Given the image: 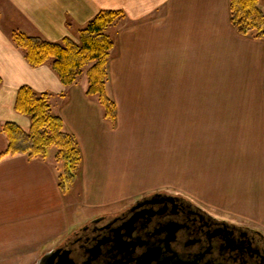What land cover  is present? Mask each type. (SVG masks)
<instances>
[{"label": "crops", "instance_id": "crops-1", "mask_svg": "<svg viewBox=\"0 0 264 264\" xmlns=\"http://www.w3.org/2000/svg\"><path fill=\"white\" fill-rule=\"evenodd\" d=\"M0 2V247H7L12 238L16 247L44 248L69 233L68 208L73 209L74 217L78 212L85 213L82 204L76 209V201L66 202V192L59 186L63 165L50 161V153L36 159L27 155L1 157L8 146L4 123L15 122L25 130L31 125L29 117L14 109L18 89L28 85L51 95L54 112L78 140L82 170L87 153L99 151L111 124L99 101L87 96L88 82L65 86L50 64L32 67L12 40L14 31L51 42L69 37L78 43L79 29L99 12L123 11L124 18L115 24L118 27L110 29L114 48L108 64L117 121L121 111L117 86L125 87L130 79L131 88L142 89L150 98L157 95V88L165 89V115H199V109H204L206 88H212L211 96L207 93L214 97L212 102L250 105L253 115H259L255 119L260 122L249 128L255 142L250 149L264 152V39L242 36L235 30L230 20V0ZM157 102L153 101L155 113ZM83 181L85 203L96 198L95 203L86 205H106L100 195L92 198L86 187L88 181ZM13 216L24 225L14 222L8 228V217ZM7 257V251L0 253V260Z\"/></svg>", "mask_w": 264, "mask_h": 264}, {"label": "rangeland", "instance_id": "rangeland-1", "mask_svg": "<svg viewBox=\"0 0 264 264\" xmlns=\"http://www.w3.org/2000/svg\"><path fill=\"white\" fill-rule=\"evenodd\" d=\"M259 1L264 9V0ZM77 81L87 84L88 79L85 75ZM125 84L117 86L119 120L110 121L99 151L87 153L85 168L67 188L66 202L71 199L76 201V209L81 204L85 208V213L76 212L75 217L73 209H67L70 230L89 217L117 211L139 196L167 192L185 197L219 219L264 233V152L250 149L255 142L249 128L260 122L255 119L259 115H253L254 109L212 102L214 89L206 88L199 115H165L164 88H157V95L150 98L142 89L131 88V79ZM108 89L116 100L110 76ZM154 100L158 101L156 113ZM261 139L264 143V136ZM56 152V147L50 149V161L56 160ZM83 180L88 181L92 198L100 195L106 205L89 206L96 198L85 203ZM14 222L24 225L13 216L8 217V228ZM15 244L11 238L7 247H0V253H8L0 264H34L43 250Z\"/></svg>", "mask_w": 264, "mask_h": 264}, {"label": "flooded vegetation", "instance_id": "flooded-vegetation-1", "mask_svg": "<svg viewBox=\"0 0 264 264\" xmlns=\"http://www.w3.org/2000/svg\"><path fill=\"white\" fill-rule=\"evenodd\" d=\"M34 264H264V233L154 192L85 219Z\"/></svg>", "mask_w": 264, "mask_h": 264}, {"label": "trees", "instance_id": "trees-1", "mask_svg": "<svg viewBox=\"0 0 264 264\" xmlns=\"http://www.w3.org/2000/svg\"><path fill=\"white\" fill-rule=\"evenodd\" d=\"M229 8L231 23L240 35L264 39V9L259 0H230ZM124 16L123 11L99 12L79 29L78 43L69 37L51 42L19 31L12 33V40L32 67L50 64L65 86L75 84L86 73L87 96L97 97L104 117L115 123L117 104L108 89V64L114 48L110 29ZM2 82L0 77V85ZM50 97L49 93L37 92L28 85L18 89L14 109L29 117L31 125L25 130L15 122L4 123L3 133L8 146L1 157L27 155L31 159L46 158L49 150L56 147V161L63 164L59 186L62 192H66L68 186L77 180L82 166V151L76 136L65 128L62 117L54 112Z\"/></svg>", "mask_w": 264, "mask_h": 264}]
</instances>
